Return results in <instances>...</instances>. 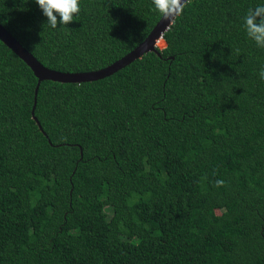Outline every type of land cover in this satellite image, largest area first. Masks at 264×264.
I'll list each match as a JSON object with an SVG mask.
<instances>
[{
	"label": "trees",
	"instance_id": "obj_1",
	"mask_svg": "<svg viewBox=\"0 0 264 264\" xmlns=\"http://www.w3.org/2000/svg\"><path fill=\"white\" fill-rule=\"evenodd\" d=\"M261 4L188 0L160 56L42 81L47 138L37 79L0 42V264H264V49L243 25ZM160 18L152 0H80L52 29L34 0H0V24L64 73L107 67Z\"/></svg>",
	"mask_w": 264,
	"mask_h": 264
},
{
	"label": "water",
	"instance_id": "obj_2",
	"mask_svg": "<svg viewBox=\"0 0 264 264\" xmlns=\"http://www.w3.org/2000/svg\"><path fill=\"white\" fill-rule=\"evenodd\" d=\"M188 0H182V2H187ZM162 17L147 35V37L132 51L108 65L105 68L91 71V72H80V73H64L56 70H52L43 66L26 48H24L11 34L0 24V42L7 47L14 55H16L33 73L34 77L37 79L36 86L34 88V103L31 110V118L36 123L39 131L47 138L45 132L42 130L40 123L34 115V108L36 105V96L38 92L39 85L42 81H51L57 83H70V84H80L89 83L101 80L103 78L109 77L117 71L128 66L135 60L141 58L147 53H154L160 56L157 50L158 43L161 41L163 34L169 29L171 24ZM48 143L50 141L48 140ZM82 157V152L80 151V158Z\"/></svg>",
	"mask_w": 264,
	"mask_h": 264
},
{
	"label": "clouds",
	"instance_id": "obj_3",
	"mask_svg": "<svg viewBox=\"0 0 264 264\" xmlns=\"http://www.w3.org/2000/svg\"><path fill=\"white\" fill-rule=\"evenodd\" d=\"M34 2L47 18L46 25L52 29H56L58 24L65 26L70 24L80 12V0H34ZM152 5L164 20L172 24L175 18L182 14L185 2L182 0H152ZM243 25L247 37L258 48L264 49V4L249 8L243 18ZM259 77L264 80V67L260 69ZM215 186L223 187L225 181L217 180Z\"/></svg>",
	"mask_w": 264,
	"mask_h": 264
},
{
	"label": "rangeland",
	"instance_id": "obj_4",
	"mask_svg": "<svg viewBox=\"0 0 264 264\" xmlns=\"http://www.w3.org/2000/svg\"><path fill=\"white\" fill-rule=\"evenodd\" d=\"M157 45H158L159 48H162V47L164 46L163 43H162L161 41H160ZM21 219H23V216H22Z\"/></svg>",
	"mask_w": 264,
	"mask_h": 264
}]
</instances>
